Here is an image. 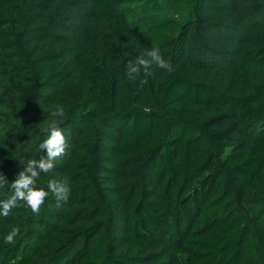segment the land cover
Instances as JSON below:
<instances>
[{
    "label": "trees",
    "instance_id": "16d2710c",
    "mask_svg": "<svg viewBox=\"0 0 264 264\" xmlns=\"http://www.w3.org/2000/svg\"><path fill=\"white\" fill-rule=\"evenodd\" d=\"M82 1L88 10L76 13L73 7ZM261 12L264 0H0V147L6 151L4 163L22 171L24 165L18 160L7 161L8 152H23V142L31 145L36 134L28 159L41 158L45 153L39 144L45 129L56 124L68 135L74 128L71 116L81 124L93 121L98 128L118 134L116 160L133 172L142 173L155 157H161L160 190L164 195L170 192L167 206L175 213L169 217L153 188L138 187L129 202L132 234L148 236L145 225L149 218L175 245L167 248L160 242L151 248L135 244L126 253L115 252L116 215L108 208L110 195L105 184L109 156L104 139L98 142L86 136L73 147L75 155L63 176L40 173L41 180L34 184L47 190L50 180L66 182L70 189L67 200L57 203L49 194L38 213L25 204L12 212L11 221L0 231V264H27L38 255L40 239L53 231L56 235L43 248V259L30 264H264V195L259 194L251 208L247 206L264 159L255 144L234 140L238 124L226 109L247 110L259 103L260 93L227 91L195 68L201 64L200 68L226 66L220 54L230 46L215 32L224 27L222 16L232 26H257ZM95 18L99 22L92 25ZM66 22L79 29L77 33H68ZM189 24L205 51L193 66L185 60L174 61L173 56ZM255 39L241 47L234 60L242 79L264 74V34ZM60 42L73 54L49 49ZM143 45L148 51L159 48L171 71L153 66L128 80L127 65L147 53ZM79 69L89 74L88 81L69 83ZM16 82L26 85L23 92L16 91ZM61 83L71 99L85 93L88 100L80 108L74 105L73 110L55 101L61 105V118L51 113L43 116L32 104L49 111L51 95L39 92L40 88L51 84L57 88ZM66 112H71L67 119ZM34 122L42 124L35 127L37 133L31 131ZM226 143L230 148L223 154ZM5 178L10 181L9 176ZM71 209L77 214L81 211L82 217H65ZM190 212L196 214L193 220ZM57 213L60 220L55 221L52 216ZM38 221L43 222L42 228L37 227ZM13 227L19 229L15 242L5 244L3 237Z\"/></svg>",
    "mask_w": 264,
    "mask_h": 264
},
{
    "label": "rangeland",
    "instance_id": "374dc122",
    "mask_svg": "<svg viewBox=\"0 0 264 264\" xmlns=\"http://www.w3.org/2000/svg\"><path fill=\"white\" fill-rule=\"evenodd\" d=\"M86 6V1L79 2V5L76 7H73L76 10V13L82 14L85 13L88 9ZM260 23L257 26H247L244 23H240L236 26L230 25L228 22H225V18L222 16V24H224V27H220V29L217 28L216 35L219 38L224 39L225 41L228 42L230 48L227 49L225 53L220 54V59L224 61V64L226 66L220 65V66H215L212 65L209 68H200L199 66L201 65H195V61H200V57H203L202 53H205L203 49L200 48L198 45V42L196 41V38L193 36V25L189 24L185 31L184 34H182L181 39L178 42V46L174 52V61L178 60H185L187 61L191 66L192 64L195 65V68H198L199 72H202L206 76H208L210 79H212L213 82L216 84L221 85L224 89L227 91H239L240 89L243 90L244 92H247L249 90H254L259 94V103L254 105L253 107L244 110L242 112H235L234 109L231 108H226L228 112L230 113V116L235 120V122L238 124V133L235 135L234 140L238 139H243L246 143L248 144H255L260 150V152L263 155L264 159V74L260 76V78H247L245 79L241 78L240 72L234 69V60L235 58L238 57L241 47L245 45H250L253 44L256 39L255 37L258 36V34H264V13H260ZM64 20L61 21L62 25ZM93 24L96 25L99 22L98 18L93 19ZM66 26V31L71 34V32L77 33L79 29L73 28V26L65 23ZM76 31V32H75ZM56 34V32H53ZM60 34H62L60 32ZM43 34H40L39 36H42ZM255 39V40H254ZM138 42H140L138 40ZM92 44L96 46H102V43L99 41H91ZM141 43V42H140ZM64 42L56 43L53 45L51 50H54L58 53H63L66 56H69V52L73 54L71 49L69 50H64L65 47ZM144 50L147 52V48L143 45ZM64 51H62L61 49ZM68 48V47H67ZM48 49V47H47ZM81 50V49H80ZM210 54L219 57L218 53H213L210 52ZM72 58V57H71ZM207 65V64H204ZM80 71L77 72L76 75H73L69 79L70 82H75V81H83L85 84V81H88L89 74L83 72L81 69ZM220 72H223V74L220 75ZM237 78V79H236ZM37 81V79H36ZM39 82V78H38ZM14 85L16 88V91L18 92H23L26 87L25 84L16 82ZM56 85H50L47 87H41L39 92L45 93V94H50L51 95V101L49 102V111L48 108L41 104H32L33 108L36 111H40L43 116H47L48 113L55 114L56 118H61V111L60 107L61 105L57 106L55 104V101H61L66 105H69L71 110L75 108L74 105H79L78 108H80L85 100H88V96L84 93L79 95L76 101H74L76 98L71 99V94H69L68 88H64V83H61L57 85V88L55 87ZM68 92V93H67ZM67 93V94H66ZM31 94V93H30ZM3 94H0V97ZM55 99V100H53ZM47 100V97H45V101ZM48 101V100H47ZM71 116V112H66V117L65 119L69 118ZM73 118L74 122V128L71 130V132L66 136V141H67V147L65 150V154L55 160L54 162V167L52 170H50L48 173L52 174L56 178H60L63 176V172L67 168V163L68 161L74 157L75 155V150L73 147H77L82 139L84 137H90L95 138V141L101 142L102 139L105 140V148L107 150V154L109 156V167L105 169V184H106V189L110 195V203L108 204V208H113L115 211L116 215V222H115V227H114V236H113V248L115 249V252L119 253H126V251L131 248L135 244H143L146 247H151V248H157L158 244L160 242H163L167 248L173 247L175 244L165 236V234L161 233L158 231L153 224L151 223V220L149 218L146 219V225L145 229L148 232V236L144 237H136L132 234L131 232V218L129 215V202L131 195L133 191H135L138 187L140 186H149L155 190V192L163 199L162 201L165 204L166 207V212L169 214L172 218V216H175V213L171 208L167 206V201L170 197V192L167 195H164L161 193L160 190V183L163 178V174L161 173L160 170V165H161V157L158 155L153 159L152 163L149 164L148 168L143 170L141 173H136L133 172L132 169L130 168L129 165H120L116 158H117V153H118V147L121 141V138L118 136V134L112 130H102L101 128H98L96 126V123L93 121H84V123H80L77 118ZM63 118V117H62ZM30 119L28 117L27 119L23 120V122H27ZM200 119H198L199 121ZM15 122V121H13ZM32 126V125H31ZM29 126V127H31ZM36 126H42L41 122H34V127L31 130L32 132H36ZM31 132V133H32ZM30 133V134H31ZM35 138H37V135H34ZM25 136L17 138L15 141L21 142L23 141ZM35 138L31 137L32 139V144L27 145L26 141L23 142L25 144L24 146V151L21 153H18L17 155H14L12 153L8 152V159L7 161L15 162L18 160L19 164L24 165L26 161L28 160V153H30L31 149H34V145H36ZM44 139V138H43ZM42 139V140H43ZM42 140L40 142H42ZM107 144V145H106ZM102 146V147H103ZM101 147V148H102ZM230 148V143H226L225 147L223 148V154L228 151ZM103 152H105L103 150ZM6 151L0 147V173H2L5 177V175L10 177V181L8 183H11L14 179L13 177L16 178V175L20 172L16 170V168L12 167L11 164H5L4 159L2 157L3 154H5ZM12 156V157H10ZM14 156V157H13ZM17 158V159H13ZM6 161V162H7ZM175 163H178V159L175 160ZM8 165V167H7ZM9 171V172H8ZM41 180V177L39 176L37 180L35 181V184H37ZM6 182L0 183V200H5L8 197H10L13 193V190L11 188V185ZM249 198L247 200V206L248 208H251L254 205L255 198L261 194L264 195V166L261 171V173L255 178V182L253 186L251 187L249 191ZM24 202L19 201L17 206L12 208L7 216H0V231H2L5 227V224L9 221H11V213L14 212L18 207L22 206ZM68 210L70 207L67 208ZM73 210L75 208H72ZM67 211L65 217L67 218H73L74 216H79L82 217L81 215L83 214L81 211L77 214V212H73V210ZM187 211H189L187 209ZM195 213L190 212L191 220L195 218ZM52 218L55 221L60 220V217L58 213ZM43 222L38 221L37 222V227L42 228ZM59 226V225H57ZM56 235V231H53L51 233H47L46 236L42 237L40 239V247L39 250H37V256L33 259L30 260V262H39L42 258V250L43 248H46L48 244L51 243L53 235ZM2 237L0 236V240ZM263 242H264V237H263ZM173 243V244H172ZM264 246V244L262 245ZM92 251V249H90ZM30 262H28L30 264ZM27 263V264H28ZM72 264V263H70ZM78 264V263H77Z\"/></svg>",
    "mask_w": 264,
    "mask_h": 264
},
{
    "label": "clouds",
    "instance_id": "9594fccd",
    "mask_svg": "<svg viewBox=\"0 0 264 264\" xmlns=\"http://www.w3.org/2000/svg\"><path fill=\"white\" fill-rule=\"evenodd\" d=\"M153 66L165 71H171L170 63L164 59L159 48H151L145 55L136 56L127 65L126 78L134 80L139 74ZM44 131L46 135L39 144L40 149L45 153L44 156L38 159H28L24 163V169L16 175V178L11 183H8L4 175L0 173V183L7 182L13 190L10 197L0 200V216H7L10 210L17 206L19 201L24 202L32 213H38L49 194L55 198L57 203L67 200L70 189L66 182L50 180L47 184V190L34 187L40 173H47L52 170L55 160L65 154L67 147L65 134L58 125L53 124ZM18 231V228L13 227L10 232H7L3 237L4 243L13 244Z\"/></svg>",
    "mask_w": 264,
    "mask_h": 264
}]
</instances>
